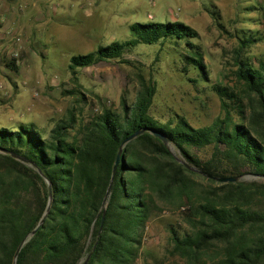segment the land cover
Returning <instances> with one entry per match:
<instances>
[{
  "label": "trees",
  "instance_id": "16d2710c",
  "mask_svg": "<svg viewBox=\"0 0 264 264\" xmlns=\"http://www.w3.org/2000/svg\"><path fill=\"white\" fill-rule=\"evenodd\" d=\"M129 32L128 40L69 58L74 104L48 132L32 123L0 127V264H13L48 203L43 225L16 264H79L85 258L87 264H137L148 224L164 213L178 217L165 253L181 264H264V50L250 54L264 37L239 32L211 86L220 115L194 127L179 115L153 117L156 85L141 74L135 75L133 102L122 95L117 105L78 82L81 69L165 42L182 48L181 71H194L192 82L206 80L203 54L193 43L198 33L190 26L135 22ZM6 66L17 71L12 62ZM140 130L122 150L104 207L117 152ZM153 133L204 173L259 181L216 183L179 163Z\"/></svg>",
  "mask_w": 264,
  "mask_h": 264
},
{
  "label": "rangeland",
  "instance_id": "374dc122",
  "mask_svg": "<svg viewBox=\"0 0 264 264\" xmlns=\"http://www.w3.org/2000/svg\"><path fill=\"white\" fill-rule=\"evenodd\" d=\"M7 2L20 14L24 10L20 5L26 0ZM67 4H73L71 16L63 14L64 7L59 8ZM46 5L51 15L45 14L50 10L41 11L40 7L38 20V11L27 12L35 20L33 28L28 23L25 32L10 33L0 22V127L32 123L48 132L74 104L75 96L68 92L73 90L67 69L71 56L128 40L129 26L135 22L167 21L183 22L198 33L193 43L203 54L206 80L192 82L195 72L181 71L182 48L165 42L138 45L125 52L122 60L81 69L78 82L85 91L117 105L122 95L133 102L135 75L141 74L156 85L150 110L153 117L166 121L179 115L194 127L211 125L221 112L211 86L221 78L225 61L237 44L236 36L240 31H251L264 37V0H48ZM21 18L23 23L26 17ZM263 50L264 39L251 48L250 54L259 55ZM10 62L16 72L6 66ZM170 147L181 159L179 151ZM206 153L198 155L204 157ZM177 219L176 214L164 213L148 224L137 264H181L165 253L168 229Z\"/></svg>",
  "mask_w": 264,
  "mask_h": 264
},
{
  "label": "water",
  "instance_id": "95a60500",
  "mask_svg": "<svg viewBox=\"0 0 264 264\" xmlns=\"http://www.w3.org/2000/svg\"><path fill=\"white\" fill-rule=\"evenodd\" d=\"M145 130H140V131H137L135 132L134 134H132L131 136L127 137L126 139H124V141L122 142L118 152H117V155L115 157V161H114V164H113V168H112V174H111V181H110V184H109V187H108V191H107V195H106V198H105V202H104V207H106V203H107V199L109 197V191H110V188H111V185H112V181L114 179V176H115V172H116V169L120 163V159H121V154H122V150L123 148L125 147V145L127 143H129L130 141H132L133 139H135L137 136H139L140 134H142ZM152 133V132H151ZM154 135L158 136L163 142L164 144L168 145L171 153L173 154V156L176 158V160L183 164L185 167H187L188 169L210 179V180H213L215 181L216 183H220V184H226V183H237V182H247V181H252V180H256V179H259L260 177L258 176H255V175H243V176H234V177H219V176H215V175H210V174H207V173H204L192 166H190L189 164H187L182 158H178L177 156L174 155V153L172 152L171 150V145H169L166 141L165 138L153 133ZM11 156L19 161H22L24 162V160L14 154H11ZM51 197V194H50V188H49V199ZM49 210V203L47 204V207L45 209V212L43 213V215L41 216V218L39 219L38 223L35 225V227L26 235V237L21 241V243L19 244L18 248L16 249V252H15V255H14V259H13V264H16V260H17V256H18V253L19 251L21 250V248L37 233V231L40 229V227L43 225L44 221H45V217H46V214ZM79 264H87V258L85 259H82L80 261Z\"/></svg>",
  "mask_w": 264,
  "mask_h": 264
},
{
  "label": "crops",
  "instance_id": "0c3cea01",
  "mask_svg": "<svg viewBox=\"0 0 264 264\" xmlns=\"http://www.w3.org/2000/svg\"><path fill=\"white\" fill-rule=\"evenodd\" d=\"M77 1V0H76ZM82 1V0H80ZM48 0H26V2L23 3V7L20 5L21 9L23 8V12L18 14V8L17 7H11V5L7 2V0H1L0 2V22L3 24L5 23L7 26V31L10 33H14L16 31H21V29L25 32L28 30V26L30 28H33L34 26V17L32 16V13H27L32 10V12L35 13V10L38 11L40 8L41 11L44 10L45 8L49 9V6L46 5ZM82 5H78V8H82ZM65 8V13H63L65 16H71V8L73 7V4H67L66 6H61L59 5V8ZM74 7H77L75 5ZM54 11V10H53ZM29 14V15H26ZM41 14V12H37L35 14V18L38 20L39 17L38 15ZM46 15L50 14L51 15V10L45 12ZM54 16L55 13H53ZM21 17H26V20L23 23H20L19 20L22 19ZM30 24L27 26V24ZM21 25L23 26L21 28ZM6 30V29H5Z\"/></svg>",
  "mask_w": 264,
  "mask_h": 264
},
{
  "label": "built area",
  "instance_id": "2783aa9c",
  "mask_svg": "<svg viewBox=\"0 0 264 264\" xmlns=\"http://www.w3.org/2000/svg\"><path fill=\"white\" fill-rule=\"evenodd\" d=\"M1 1V0H0Z\"/></svg>",
  "mask_w": 264,
  "mask_h": 264
}]
</instances>
